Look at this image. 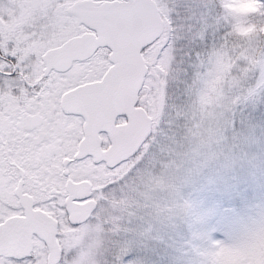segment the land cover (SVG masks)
Masks as SVG:
<instances>
[{
	"label": "snow or ice",
	"instance_id": "snow-or-ice-1",
	"mask_svg": "<svg viewBox=\"0 0 264 264\" xmlns=\"http://www.w3.org/2000/svg\"><path fill=\"white\" fill-rule=\"evenodd\" d=\"M0 5V264H147L202 170L252 164L264 0L242 39L225 0ZM209 69L211 103L200 87ZM194 240H205L194 233ZM198 264H264V213Z\"/></svg>",
	"mask_w": 264,
	"mask_h": 264
},
{
	"label": "rangeland",
	"instance_id": "rangeland-1",
	"mask_svg": "<svg viewBox=\"0 0 264 264\" xmlns=\"http://www.w3.org/2000/svg\"><path fill=\"white\" fill-rule=\"evenodd\" d=\"M0 5L8 6L2 0ZM257 10V0H225L224 4L233 31L242 39L255 35L249 17ZM216 75L215 69H209L200 78L209 103L215 96L212 81ZM254 136L249 148L254 162L229 171L204 169L194 176L182 188V195L191 203L190 215L175 226L158 225L152 238L138 246V256L147 264H198L200 257L193 251L194 245L204 247L208 241L230 244L255 226L264 213V120L254 122ZM194 233L206 239L194 240Z\"/></svg>",
	"mask_w": 264,
	"mask_h": 264
},
{
	"label": "flooded vegetation",
	"instance_id": "flooded-vegetation-1",
	"mask_svg": "<svg viewBox=\"0 0 264 264\" xmlns=\"http://www.w3.org/2000/svg\"><path fill=\"white\" fill-rule=\"evenodd\" d=\"M2 2H4L6 5H8V4H7V0H2ZM5 7H7V6H5Z\"/></svg>",
	"mask_w": 264,
	"mask_h": 264
}]
</instances>
